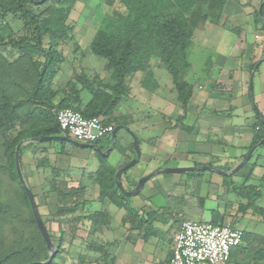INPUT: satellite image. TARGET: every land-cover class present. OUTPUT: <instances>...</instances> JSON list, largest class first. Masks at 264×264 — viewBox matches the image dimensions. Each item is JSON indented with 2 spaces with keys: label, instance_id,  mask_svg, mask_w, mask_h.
<instances>
[{
  "label": "trees",
  "instance_id": "trees-1",
  "mask_svg": "<svg viewBox=\"0 0 264 264\" xmlns=\"http://www.w3.org/2000/svg\"><path fill=\"white\" fill-rule=\"evenodd\" d=\"M120 1L126 7L127 14L113 12L110 27L105 31L106 33H100L99 39L91 45L92 54L105 62L104 67L109 73V81L104 83L102 80L94 78L91 82L82 72L73 73L65 86L64 96L56 102L57 92L52 91L50 87L64 62V56L58 49L59 44L69 35L66 25L68 8L62 6L66 0H0V19L4 21L9 15L18 16L23 23L22 32L24 33V36L18 39L12 38V36L6 39L0 33V84H4L0 85L1 147L6 165L11 169V172L14 169L18 181L15 166V150L18 144L26 139L61 135L56 121V112L64 109L77 111L85 118L100 117L105 123L114 124L117 119L115 116L117 106L123 99L130 96L131 89L126 84L128 78L143 72L145 73L142 81L143 87L148 91L155 89L152 73L146 71L148 59L153 55L159 58L161 65L172 77L178 104L185 109L189 103L194 87L186 80V77L191 71L189 52L193 48L194 33L207 22L214 26H220L227 0ZM49 2L53 3V6L47 7L41 14H36L32 9V7H43ZM261 2L262 0L260 4ZM255 16L257 25H260L261 30L264 31L258 9L255 10ZM119 18L123 20V23L118 25V28L113 27ZM45 38L49 41L47 48L42 46ZM38 55L44 59L43 62L35 59ZM11 70L21 73L22 79L19 84L16 82L17 87L10 86L13 84L9 74ZM26 85H30V88H27ZM83 92L90 95L89 101L85 104L81 98ZM20 95L24 96L20 97ZM261 138H257L254 145L260 143ZM63 143L67 144L68 142ZM94 144L97 145V142ZM31 148H35L36 153L47 152L41 148L37 149L33 143L24 145L20 149V164L23 152ZM132 151H134L133 147ZM54 153L58 154V152ZM119 153L121 162L116 166L108 163L107 157L96 153L99 159L98 167L95 172L88 174L87 179L91 180L98 188L97 201L101 205L110 203L116 209L124 210L126 216L122 219V223L127 224L128 222L131 231L143 230L144 240L148 241L153 223L151 220L157 213L143 212L139 214V211L131 206L129 199L119 191L115 174L132 160L125 158V149L120 148ZM44 155L36 157L38 168H43L47 164ZM247 165L241 167L234 175L241 174ZM48 167L51 168L52 179L49 183V190L40 196L42 205V200H45L50 193L56 195L62 207H67L73 198L76 199L85 194L86 186L70 188L65 181L57 179L60 173L55 170L53 164H49ZM193 174L198 175L195 172ZM130 190L132 188L127 189V191ZM236 191L237 195L246 200L240 210H252L264 223V208L255 205L259 197L256 188L247 186ZM22 193L29 208V224L35 227L42 248L47 252V244L37 228L23 188ZM227 195L224 193L221 197L226 198ZM199 199L203 202L204 198ZM86 203L85 201L77 202L73 206V211L76 209L85 210ZM40 205V203L37 205L38 209ZM83 220L90 222L89 233L91 235H100L103 228L110 224L111 219L105 210H99L85 215ZM211 223L223 224L225 222L218 223L213 220ZM230 223L235 226L234 222ZM242 231V244L232 250L231 263H264V235L243 229ZM23 249L36 254L30 242ZM87 252L100 255L97 264H115L116 257L109 253L105 245H98L91 241ZM16 254V259L20 260L17 251L0 254V264H6L9 260L13 261L12 258ZM60 254L61 250L57 249L55 257L57 258ZM86 257L87 254H82L78 264H86ZM30 263L42 262L32 257L25 262V264Z\"/></svg>",
  "mask_w": 264,
  "mask_h": 264
},
{
  "label": "rangeland",
  "instance_id": "rangeland-1",
  "mask_svg": "<svg viewBox=\"0 0 264 264\" xmlns=\"http://www.w3.org/2000/svg\"><path fill=\"white\" fill-rule=\"evenodd\" d=\"M229 2L232 4V0H228L227 4ZM251 2L253 4L252 0H243V4L245 5ZM50 6H53V3L49 2L43 7H32V9L36 14H41L47 7ZM62 6L63 8H68V11L66 12V25L69 29V35L59 44L58 49L64 56V62L60 66L58 74L51 82L50 87L52 91L57 92L56 102L64 96L65 86L69 81V78L72 77L73 73L82 72V74L90 79L91 82H93L94 78H98L104 83L109 81V73H107L104 67L105 62L92 54L91 45L99 39L100 33H106L105 31L110 27V20L113 19V12H118L122 15L127 14V9L120 0H66ZM121 23H123V20L119 18L115 21L113 27L118 28V25ZM210 26L211 24L207 22L199 27L194 33L193 48L189 52V62L192 65L191 74H193L194 77L201 74L200 68L203 62L214 55V49L211 46L208 45V48H205L206 45H201L204 39L201 38L203 37L206 28ZM22 29L23 23L18 16L9 15L4 21L0 19V33L6 39L11 36L15 39L24 36ZM225 34L229 35V37L228 35H226V37L230 38V40H233L234 42L236 41L235 34L231 32H225ZM48 45L49 41L45 38L42 46L43 48H47ZM35 59L40 62L44 61V59L39 55L36 56ZM157 64L164 69L159 58L156 55L151 56L150 59H148L146 71L151 72ZM7 71L9 72L10 70ZM9 74L12 78L11 83H13L10 84V86L17 87L22 79L21 73L11 70ZM159 74L165 75L164 70L163 73L159 72ZM134 76V78H128L126 80V84L132 89V93L130 92L131 96L128 98L130 100H134V98L140 97L142 102L146 99L144 103H141L145 106L148 104L147 97L145 95L138 94V88L148 91L147 88L145 89L142 85L145 73L139 72ZM188 80H191L190 77H188ZM205 81L206 80H204L202 74V77H199V82L205 85ZM16 82L18 84H16ZM95 84H97V81H95ZM0 85L3 86L4 84ZM26 86L27 88H30V85ZM161 86L163 87L162 84ZM166 86L165 91H161V95L164 94V98L170 97L174 104H178L171 76L170 82H167ZM170 92L171 94H168ZM133 95H136V97H133ZM21 96L24 95H20V97ZM81 98L83 104H85L89 101L90 95L87 92H83L81 94ZM125 100L127 101V98H125L124 101ZM122 105L123 104H120L117 108L122 111V113H125ZM142 110L144 109L141 108L140 111ZM151 111L152 110L148 107L145 111H142L143 116L140 114L137 115L136 118H142L149 115V117L145 120L144 118L142 119V121H145L146 125H148L152 120ZM115 116L117 117L114 123L116 126L126 124L127 121H129L127 124H134L131 122L135 117L134 115H132L131 120L125 115L119 116L115 113ZM131 131L136 139H141L140 133L134 130ZM122 138L128 142V149L132 152V155L136 156L134 152L135 150L132 151V139L123 131H120L117 135L118 142L116 143V150L119 151V143ZM1 142L2 139L0 136V254L13 251L18 252L20 260L16 259V254V256L12 258L13 261L9 260L6 264H25V262L30 260L32 257L44 263L49 260L51 253L49 250L46 252L42 248V244L36 234L35 227L29 224L30 213L28 204L23 197L22 188L20 182L15 177L14 169L12 170L13 172H11V169L6 165V160L3 157ZM44 144H33L37 149L41 148L47 152L42 154V152L36 153L35 150L34 156L31 158L29 164H25L30 166V168L26 170L27 176L23 177L33 195L36 197V204H41L38 211L54 248H56V250H61V254L57 258L55 257V254L49 264H78V260L82 254H87L86 264H97L100 255L98 253L95 254L93 252H87V247L91 241L98 245L107 246L109 253L116 257L115 264H134V262L139 261L135 260L133 250L140 245L139 243L145 242L144 231L129 230V223H122V219L126 216L125 211L116 209L110 203L101 205L97 201V186L91 180L90 182L88 181L89 183L87 182V180H89L87 179L88 174L94 171L96 168L95 165L97 164L96 160H99L96 152L90 149L76 147L71 143L66 144L63 142L52 141ZM42 145L46 147H42ZM97 145L99 148L106 151L109 147H111V140L109 138L99 140L97 141ZM116 150H113L110 153L108 159L109 162L114 163L117 156ZM54 152H58V154L55 155ZM60 152H63V154H60ZM43 155L46 159L47 164H45L47 166L45 165L43 168H38V159H36V157ZM49 164H53L55 170L59 171L60 176L57 179L65 181L70 188H78L81 185L86 186L85 194L77 197L76 199L73 198L72 202L67 207H62V204L59 203L56 195L54 193H50L45 200H42V205L40 196H43L44 192L49 190V183L52 179V172L50 171L51 168L48 167ZM141 164L142 162L140 161L138 165L131 168L128 173L133 171L139 172ZM169 165L173 164L169 163ZM195 173H198V175L193 174V172L181 175L171 174L170 177L176 180L177 183H175V189L171 191L170 196L167 198L164 197L165 191L163 186L158 183L161 178H165V176L158 175L151 180V183L147 182L145 184V190L143 192L147 193L149 187H151L152 195L150 200H146V198H144L142 203L148 202V205L152 210H157L158 207H164V209H162L163 213L157 211L156 216H153L154 218L151 220L153 223L151 231L149 232L148 241H156L162 245V240H166L167 237L170 236V228L172 225H176L180 219L187 218L189 214L202 212L203 209L199 206L197 196L204 197L208 193H217L218 184L215 182H217L216 180H219L220 178L223 180L222 177H219L217 174L209 171H200ZM122 176L126 178L128 175L123 174ZM124 178H121V183L124 189L127 190L128 186ZM198 178L201 179V183L198 182ZM227 179H229V177H227L226 180ZM133 186H135V183L131 185L132 190ZM197 188H199V190ZM197 190L198 193L201 191L199 193L201 196L198 195V193H195ZM139 197L140 196L136 198H125L129 199L128 201L131 206L141 213V211L143 212V207L138 205L140 201ZM83 201L87 202L85 210L76 209V211H73V206L77 202ZM257 204L258 206L264 205V196L263 199L257 202ZM209 206H211V203H209ZM241 206V203H237L235 206L236 209L234 210L236 213H230L229 211L227 218L233 220L235 223H238L239 227L243 230L264 235V223L261 222L259 217H257L252 210H240ZM99 210H105L107 212L111 219L110 224L103 228L102 234L91 235L89 233L90 222L83 220V217ZM238 213H242V215L238 216ZM29 242L33 245L36 254L23 249V247ZM137 255H139L138 259L142 260L141 264H149V262L152 261V257H150L149 253L145 250L141 255L138 253Z\"/></svg>",
  "mask_w": 264,
  "mask_h": 264
},
{
  "label": "crops",
  "instance_id": "crops-1",
  "mask_svg": "<svg viewBox=\"0 0 264 264\" xmlns=\"http://www.w3.org/2000/svg\"><path fill=\"white\" fill-rule=\"evenodd\" d=\"M252 1L253 4L251 2L245 5L243 0H232V4L230 2L227 4V0L220 26L211 25L206 28L201 38H204L201 45H206L205 48H208V45L211 46L214 49V55L203 62L200 68L201 74L198 76L194 77L191 74V65V71L186 80L193 84L194 88L185 109L174 104L170 97L164 98V94L161 95V91H165L167 87L166 83L170 82V75L158 64L151 71L155 89L146 91L138 88V94L147 97L148 106L141 104L146 99L142 102L140 97L133 95L136 97L134 100L127 98V101L123 99L120 103L123 104L125 113L116 108L115 113L119 116H128L130 120L132 115L135 116L131 121L134 124H127L129 122L127 121L126 124L120 126L128 127L141 135L140 140L137 138L140 149L139 162H142L141 169L139 172L128 173V171L126 178L122 176L127 182L128 189L134 183L136 184L141 177L154 170L207 166L223 172H230L244 160L254 146L264 141V61H261V58L264 57V31L255 20V10L259 8L261 0ZM225 32L235 34L236 41L227 38L228 34ZM162 69L165 75L159 74V72L163 73ZM202 74L206 80L205 85L199 82V77H202ZM188 77L191 80H188ZM148 107L152 110V120L146 125L142 119L145 120L149 115L142 117V111ZM141 108L144 110L140 111ZM140 114L142 118H136ZM257 138H261V141L254 145ZM44 145L42 147H46ZM119 145L120 148L125 149V158L134 159L135 156L129 151V144L125 139L122 138ZM101 150L105 152L102 148ZM113 150H116L115 147ZM116 152L114 163L108 160L110 153L106 156L108 163L113 166L121 162V154L117 150ZM34 153L35 149L31 148L22 154L23 176H27L26 170L30 166L25 164H29ZM96 162L93 172L98 167V161L96 160ZM169 163L173 165H169ZM246 164L248 165L241 174L228 176L227 180V176L217 174L223 178V180L220 178L215 182L218 184L217 193H208L204 197L197 196L199 206L203 209L202 212L189 214L187 218L180 219L176 225H172L170 236L166 240H162V245L152 240L139 243L140 245L133 250L135 260H139L134 264L142 263V260L138 259L137 253L141 255L144 250L152 257L149 264H166L171 254L172 235L183 221L234 222L227 218L228 212L233 213L237 203H246L245 199L237 195L236 190L247 186L255 187L259 193L255 202V205L258 206L257 202L264 196V143L254 150ZM170 175H163L165 178H161L158 182L164 188L165 198L170 196L171 191L176 187L175 183H177ZM151 180L148 182L151 183ZM197 180L201 183L200 178ZM88 181L90 182V180ZM197 189L199 190V188ZM198 190L195 193H198ZM143 191L138 195L140 196L138 205L143 207V212L160 211L163 213L164 207L152 210L148 202L142 203L144 198L150 200L152 195L151 187L147 193ZM199 193L198 195H200ZM224 193L228 194L226 198L221 197ZM199 198H204L203 202ZM263 206L259 205L258 207L264 208ZM143 212L141 211V213ZM141 213L139 212V214ZM239 215L242 213H238ZM235 226L241 229L238 223H235Z\"/></svg>",
  "mask_w": 264,
  "mask_h": 264
},
{
  "label": "built area",
  "instance_id": "built-area-1",
  "mask_svg": "<svg viewBox=\"0 0 264 264\" xmlns=\"http://www.w3.org/2000/svg\"><path fill=\"white\" fill-rule=\"evenodd\" d=\"M56 121L62 135L81 144L111 139L115 128L100 117L85 118L72 109L56 112ZM242 239V229L230 222L186 220L172 235L171 255L166 264H232L231 252L242 244Z\"/></svg>",
  "mask_w": 264,
  "mask_h": 264
},
{
  "label": "water",
  "instance_id": "water-1",
  "mask_svg": "<svg viewBox=\"0 0 264 264\" xmlns=\"http://www.w3.org/2000/svg\"><path fill=\"white\" fill-rule=\"evenodd\" d=\"M263 4H264V0H262L260 6L258 8V14H259L261 22L264 26ZM261 61H264V57L261 58ZM120 131L125 132L132 139L133 148H134L135 154H136L134 159H132L128 164H126L124 167L119 169L115 174V179H116L117 187H118L119 191L125 197H128V198H134V197L138 196L139 194H141L142 191L144 190L145 184L148 181H150L152 178H154L158 175L184 174V173H192V172H200V171H209L212 173L219 174L221 176H227V177L232 176L234 173H236L241 167H243L249 161L254 150L256 148L260 147V145L264 143V141H262L261 144L254 146L250 150V152L246 155L244 160L238 166H236L233 170H231L230 172H223L219 169L211 168V167H207V166L192 167V168H166V169H161V170H154L150 174L145 175V176L141 177L139 180H137L133 190L127 191L124 189V187L122 186V183H121L122 175L124 173H127L134 166H136L137 163L139 162V159H140V149H139L138 140L136 139V137L134 136V134L132 133V131L128 127L115 126V128L112 132V135H111V143H112L111 147L109 149H107L105 152H103L101 150V148H99L95 144H81V143L73 141L68 136L62 135V134L58 135V136H48V137L41 136V137H37V138H33V139L23 140L20 144H18V146L16 147V150H15L16 172H17L19 182H20V184H21L23 190L25 191V194L29 200V204H30V207H31L37 228H38L43 240L47 244V248H48L49 252L51 253V256H50L48 261H46L44 263H30V264H49L52 261V259L54 258L57 250H56V248H54L52 241L48 235V232L46 230V227L42 221V218L40 217V214H39L38 208H37V204H36L35 199H34V195L31 191V189L26 184L25 179L23 177L22 170H21V164H20V149H21L22 145L25 143H48L51 141L68 142V143H71L72 145L79 147V148H85V149L93 150L94 152L100 154L101 156L106 157L114 149L115 144L117 142V135Z\"/></svg>",
  "mask_w": 264,
  "mask_h": 264
},
{
  "label": "flooded vegetation",
  "instance_id": "flooded-vegetation-1",
  "mask_svg": "<svg viewBox=\"0 0 264 264\" xmlns=\"http://www.w3.org/2000/svg\"><path fill=\"white\" fill-rule=\"evenodd\" d=\"M96 145V144H95ZM98 146V145H97ZM99 147V146H98Z\"/></svg>",
  "mask_w": 264,
  "mask_h": 264
}]
</instances>
